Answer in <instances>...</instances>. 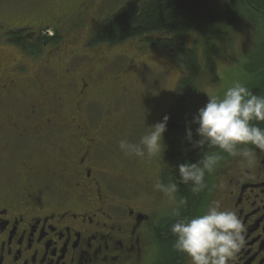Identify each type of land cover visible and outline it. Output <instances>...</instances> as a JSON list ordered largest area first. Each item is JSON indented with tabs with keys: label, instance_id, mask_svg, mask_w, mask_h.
<instances>
[{
	"label": "flooded vegetation",
	"instance_id": "obj_1",
	"mask_svg": "<svg viewBox=\"0 0 264 264\" xmlns=\"http://www.w3.org/2000/svg\"><path fill=\"white\" fill-rule=\"evenodd\" d=\"M68 68L62 88L72 104L64 113L45 106L43 73L28 79L33 99L16 107L18 84L0 78V264H169L158 232L180 208L160 201L174 198L168 175L178 170L162 142L155 154L167 161L153 167L106 154L120 148L115 126L102 116L89 124L81 105L94 81L77 75L74 84ZM248 142L216 166V195L200 207L198 261L187 250L181 264H264V129ZM144 170L153 173L143 188L135 181ZM151 192L159 205L144 204Z\"/></svg>",
	"mask_w": 264,
	"mask_h": 264
},
{
	"label": "rangeland",
	"instance_id": "obj_2",
	"mask_svg": "<svg viewBox=\"0 0 264 264\" xmlns=\"http://www.w3.org/2000/svg\"><path fill=\"white\" fill-rule=\"evenodd\" d=\"M141 1L144 0H0V78L13 79L19 86L13 89L10 104L16 107L18 104L29 103L35 96V92L29 91L35 85L29 83L28 79L43 73L47 77L40 79L42 93L39 94L41 98L47 99L45 106L49 110L64 113L72 104L68 98L70 93L62 88V83L65 80L68 82L66 77L64 80V69L68 62L67 75L74 84L77 75L84 76V79L86 75L89 80L94 81L88 87L81 105L89 124L95 126V120L102 116L117 128L113 133L120 148L112 147L106 154L112 153L114 157L127 159L125 161L135 165V161L139 164L144 160L150 167L154 166L150 164L152 162H163L167 157L155 153L161 142H164L161 132L163 118L174 102L177 82L184 75L183 68L176 64L170 54L145 45L142 38L114 46L89 45L91 36L101 21L121 8ZM211 1L217 7V12L221 13L230 0ZM233 1L241 10L242 18L230 32L221 36L222 40H229V48L224 41L216 43L221 51L216 62L219 83L210 85L206 76L200 79L198 107L205 114L204 122L194 129L198 138L207 135L209 128L219 123L215 112L229 110L237 94L251 82L252 76L261 72V69L254 71V66L264 63V11L254 10L245 0ZM20 30H25L24 34H33L34 40L30 36L26 41V47L29 48L27 51L21 50L7 38L10 32ZM42 36L53 37L54 42L33 50L32 44ZM193 38L191 36L190 40ZM197 55L202 64L200 50ZM54 93L55 98L59 96L58 101H55ZM262 95L255 112L261 118L264 116V94ZM244 103L247 107L250 105L249 100ZM218 162L217 159V165L209 166L214 171L209 178L211 188L204 196L210 201L216 195L214 184L216 186V181L219 180L216 166L221 165ZM187 164L197 167L199 162ZM111 165L114 166L112 163ZM170 168L171 171L179 172L183 167L171 162ZM107 170H113L110 173L115 177L119 173L117 169ZM152 173L153 171L144 170L135 183L146 187ZM159 197L157 192H151L142 199H146L144 204L156 206L159 205ZM175 197L174 194L171 203L162 199V208L169 210L166 206L168 204L175 208ZM188 220V251L198 261V243L204 241L205 233L198 226L196 216Z\"/></svg>",
	"mask_w": 264,
	"mask_h": 264
},
{
	"label": "trees",
	"instance_id": "obj_3",
	"mask_svg": "<svg viewBox=\"0 0 264 264\" xmlns=\"http://www.w3.org/2000/svg\"><path fill=\"white\" fill-rule=\"evenodd\" d=\"M245 2L258 12L264 11L261 8L264 0ZM216 9L211 0H144L121 8L101 21L89 41L91 47L114 46L142 38L150 48L170 54L184 70L176 85L174 102L163 121V151H166L170 162L183 167L181 171L168 175L169 188L174 192L180 209L170 215L158 232L165 244L169 264H181L180 259L186 256L189 248L188 219L195 216L199 219L205 192L211 188L209 178L214 170L209 166L217 165V159L219 162L228 159L236 149H246L248 140L264 129V116L261 118L255 113L259 97L264 94L263 63L254 66V71L261 69V72L252 76L230 109L215 112L219 123L212 125L207 135L198 138L194 134L195 127L204 122L205 114L198 107L200 79L206 76L210 85L219 83L216 62L221 51L216 43L224 41L221 36L230 32L242 18V12L233 0L221 13ZM8 36L17 47L24 51L29 49L22 38V31L10 32ZM191 36L194 38L190 40ZM53 39L40 37L31 47L38 50L40 45L54 42ZM228 41L224 42L229 48ZM198 50L201 51L202 64L198 60ZM248 100L250 105L247 107L244 101ZM197 161V167L187 164Z\"/></svg>",
	"mask_w": 264,
	"mask_h": 264
},
{
	"label": "bare ground",
	"instance_id": "obj_4",
	"mask_svg": "<svg viewBox=\"0 0 264 264\" xmlns=\"http://www.w3.org/2000/svg\"><path fill=\"white\" fill-rule=\"evenodd\" d=\"M38 37V36H37ZM43 37V36H42Z\"/></svg>",
	"mask_w": 264,
	"mask_h": 264
}]
</instances>
